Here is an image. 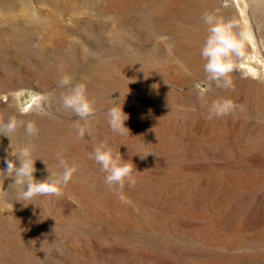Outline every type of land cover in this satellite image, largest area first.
Instances as JSON below:
<instances>
[{"label": "rangeland", "instance_id": "1", "mask_svg": "<svg viewBox=\"0 0 264 264\" xmlns=\"http://www.w3.org/2000/svg\"><path fill=\"white\" fill-rule=\"evenodd\" d=\"M205 13L243 34L228 89L204 71ZM79 83L95 101L83 138L62 106ZM220 98L243 109L209 119ZM13 115L39 131L0 135V264H264V0H0V118ZM101 142L134 185L106 184L89 158ZM27 143L37 181L60 158L78 166L60 195L17 200L7 161Z\"/></svg>", "mask_w": 264, "mask_h": 264}, {"label": "clouds", "instance_id": "2", "mask_svg": "<svg viewBox=\"0 0 264 264\" xmlns=\"http://www.w3.org/2000/svg\"><path fill=\"white\" fill-rule=\"evenodd\" d=\"M204 22L209 26V35L201 49V56L206 61L204 71L209 81L216 82L218 87L225 89L231 88L233 81L231 73L236 67L235 59L243 57L244 38L243 34L239 37L233 32V23L225 22L221 18H217L212 14L205 13ZM70 77L65 76L62 80L63 84H67ZM44 97L37 94L36 100L29 106L32 110L39 107L38 101ZM95 101L87 96L86 83L77 84L70 92L62 97V106L71 110L80 120L85 121L84 125L77 123V135L83 138L85 132H90L89 118L94 115ZM243 109L242 105L237 104L230 98H220L213 101L208 118H220L228 116L237 109ZM108 123L111 129L119 135L129 134V129L125 127V121L128 116L123 112L121 106H113L108 110ZM23 128L25 135L35 138L38 135V128L35 122H27L25 124L16 116H10L7 120L0 118V135H4L10 139L11 134H15L18 129ZM35 149L33 143H27L22 146L19 153L15 155L19 160V167H16L12 161H7V175L15 174V184L23 185V188L17 194L18 201H30L38 196L44 195H60L62 186H66L78 171L75 163H69L64 158H60L58 162V171L50 173L48 178L43 182L34 178L36 172L35 162L32 159V151ZM90 159H94L101 166V171L106 173L105 182L109 187L119 186L123 188L125 182L129 185L136 183L134 164L131 160H123L119 151L114 152L106 143L98 144L94 151L89 154ZM5 173L0 171V201L7 203L8 191L3 188V179ZM26 188V190H25ZM13 207L12 204H10Z\"/></svg>", "mask_w": 264, "mask_h": 264}]
</instances>
